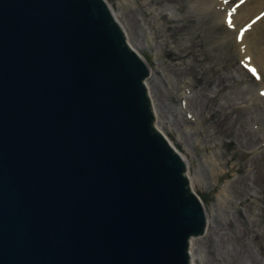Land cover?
<instances>
[{
  "label": "water",
  "instance_id": "water-1",
  "mask_svg": "<svg viewBox=\"0 0 264 264\" xmlns=\"http://www.w3.org/2000/svg\"><path fill=\"white\" fill-rule=\"evenodd\" d=\"M126 34L102 0H0V264H194L214 197Z\"/></svg>",
  "mask_w": 264,
  "mask_h": 264
},
{
  "label": "rangeland",
  "instance_id": "rangeland-1",
  "mask_svg": "<svg viewBox=\"0 0 264 264\" xmlns=\"http://www.w3.org/2000/svg\"><path fill=\"white\" fill-rule=\"evenodd\" d=\"M109 2L132 47L152 54L157 125L187 154L195 187L217 186L219 212L211 200L208 233L192 242L196 264H264V71L251 72L225 23L195 0Z\"/></svg>",
  "mask_w": 264,
  "mask_h": 264
},
{
  "label": "bare ground",
  "instance_id": "bare-ground-1",
  "mask_svg": "<svg viewBox=\"0 0 264 264\" xmlns=\"http://www.w3.org/2000/svg\"><path fill=\"white\" fill-rule=\"evenodd\" d=\"M102 1L104 2L105 5H107L108 10H110V12L114 14L115 19H117V22L120 23L121 27L124 28V24L120 22V20L118 19V15L115 13L114 5H112V3L110 4L109 0H102ZM195 1H196L195 2L196 5L199 6V10H201L203 13L205 12L209 14L212 13L214 15L215 21L225 23V26L228 27L227 33L225 34V38L233 37L235 41V46L238 50V55H240L241 60H243L244 63L248 64L250 68H255L257 74H259L260 71H264V0H195ZM124 31L125 33H127L126 28H124ZM126 37H127V42H129L128 34H126ZM142 45H145L144 47L149 46L147 42L142 43ZM134 50H136V48H134ZM148 54L150 53L148 52ZM140 55L144 57L145 53H141ZM151 58H152V54H151ZM152 61H153L152 63H154V60ZM151 72H152V68L150 74ZM149 77L150 76L144 79L148 89H150V85L148 84ZM149 94L151 95V99H152L151 103L154 108L155 118L156 121H158L154 99L152 98V94H151V89ZM161 131L164 132V129L162 130L161 128ZM182 156L185 160V164L187 168L186 172L188 173L190 169L189 168L190 160L187 154L186 155L182 154ZM188 174H189V178L191 179L190 181L191 188L193 189V191L197 192V188L192 183L193 178L190 177V173ZM206 187L214 188L213 189L214 192L211 191L213 197L215 195V198L211 199L213 202L212 211L213 214L219 212V209L217 207L219 206L221 200L216 198L217 186L215 187V185L213 186L208 185ZM222 192L223 194L228 195L226 188H223ZM209 220L210 223H212L213 221L212 218H210ZM195 237L197 236L194 235V237H192V241ZM197 257L198 256H195L193 260L194 264H196L195 260Z\"/></svg>",
  "mask_w": 264,
  "mask_h": 264
},
{
  "label": "snow or ice",
  "instance_id": "snow-or-ice-1",
  "mask_svg": "<svg viewBox=\"0 0 264 264\" xmlns=\"http://www.w3.org/2000/svg\"><path fill=\"white\" fill-rule=\"evenodd\" d=\"M250 70H251L253 73L256 72L255 68H251Z\"/></svg>",
  "mask_w": 264,
  "mask_h": 264
}]
</instances>
